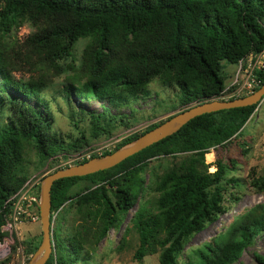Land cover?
<instances>
[{
	"label": "trees",
	"instance_id": "1",
	"mask_svg": "<svg viewBox=\"0 0 264 264\" xmlns=\"http://www.w3.org/2000/svg\"><path fill=\"white\" fill-rule=\"evenodd\" d=\"M24 22L35 30L21 43L20 52L26 55L19 62V48L12 49L5 35ZM82 38L87 43L78 70L86 81L71 86L78 97L118 102L144 93L158 78L164 85L180 89L181 103L186 107L221 96L226 87L224 62L236 64L264 49V0H0V241L2 226L12 211L7 200L29 179L27 149L34 148L44 165L90 145L91 137L85 133L66 141L53 130L52 112L43 96L54 76L76 70L67 60L74 56ZM19 64L30 65L29 70H36L37 77L27 81L17 78L14 72L19 71ZM258 75L262 86L264 69ZM63 94L70 103L68 87ZM257 105L197 116L176 133L110 169L55 181L52 210L75 198L80 210L96 206L103 236L136 204L146 187L143 173L153 158L189 153L155 182L158 210L143 207L134 215L133 223L140 234L136 259L144 264V257L160 246L159 264L237 262L264 233L263 204L241 215L212 243L194 249L184 263L179 257L190 239L225 211L223 182L234 162L217 155L215 161L206 163V155L212 148L225 151L233 140L241 139ZM5 115L6 119L2 118ZM163 121L124 138L102 155ZM90 122L92 137L111 134V123L102 114H91ZM212 165L216 169L211 172L208 167ZM80 181H89V185L72 193ZM253 185L263 193L264 176L256 177ZM60 246L57 257L53 252L46 264H72L78 259L82 244L76 237ZM257 261L264 264V257L257 256Z\"/></svg>",
	"mask_w": 264,
	"mask_h": 264
},
{
	"label": "rangeland",
	"instance_id": "2",
	"mask_svg": "<svg viewBox=\"0 0 264 264\" xmlns=\"http://www.w3.org/2000/svg\"><path fill=\"white\" fill-rule=\"evenodd\" d=\"M35 30L28 22L15 25L11 28L5 40L10 43L12 49L19 48V62H23L25 52L21 50V43ZM87 39H80L74 49V56L67 62L73 63L76 70L68 69L65 73L54 76L52 82L44 90V98L49 102L52 112V127L66 141L75 139L85 133L90 138V145L77 152H73L68 158L61 156L58 161L50 160L42 165L34 148L26 151L29 177H44L62 167L69 165L71 160L84 154L88 159L93 154L102 155L106 150H113L124 138L134 133L142 132L149 125L165 120L170 115L186 108L182 106V94L176 86H166L160 79H153L144 93L137 97L130 95L125 99L113 102L109 99H97L94 97L81 98L76 95L72 85H80L86 78L80 74L78 68L83 59V50ZM16 56V55H15ZM23 57V59H21ZM30 65L20 66L19 71L14 72L17 78L29 80L37 77L36 70H29ZM237 66L224 62L223 74L226 85L231 81ZM0 77V86L2 85ZM69 88L70 103L66 99L65 91ZM197 102H193L195 104ZM73 114L71 111H73ZM91 114H102L106 122L111 123V134H104L94 138L91 135ZM7 115L2 118L6 119ZM241 155V151H245ZM212 152L206 155L205 162L215 161L217 155L224 159L233 160L231 170L224 180L225 202L224 212L218 219L194 235L185 247V251L179 257L180 263L186 261V257L192 254L194 249L202 247L206 243H212L216 236L226 231L243 214L257 204L264 205V192H257L253 185L256 177L264 176V100L258 103L251 119L244 127L243 135L238 141L233 140L225 151L221 147L212 148ZM189 153H176L168 156L161 155L153 158L144 174L146 187L138 197L136 204L126 214L121 216L119 223L111 227L102 236L103 222L99 217L96 206H85L80 210L76 199L68 201L65 206L52 210L54 253L76 237L82 244L78 259L72 264H141L136 259L135 253L140 245V234L133 223V217L143 207L152 211L158 210L156 200L159 193L154 190V184L160 175H163L175 163L186 159ZM214 158V159H213ZM213 159V160H212ZM76 164V163H72ZM216 166L208 167L209 171H215ZM231 179H239L236 182ZM89 181H80L72 190V193L84 191ZM43 240L42 224L40 222L26 221L20 225L18 234L7 241L8 250L0 256V264H28L33 254ZM34 251V253H32ZM161 247L157 246L154 253L144 257V264H159ZM257 256L264 257V233L256 237L255 244L246 248L240 259L232 264H258ZM189 258V257H188Z\"/></svg>",
	"mask_w": 264,
	"mask_h": 264
},
{
	"label": "water",
	"instance_id": "3",
	"mask_svg": "<svg viewBox=\"0 0 264 264\" xmlns=\"http://www.w3.org/2000/svg\"><path fill=\"white\" fill-rule=\"evenodd\" d=\"M263 98L264 84L253 93L235 99H213L191 104L181 111L170 115L156 127L108 154L95 156L47 174L41 181L39 201L43 240L28 264H46L55 249L51 216L52 187L55 181L66 177L86 176L101 170L110 169L128 157L176 133L197 116L223 109L258 104Z\"/></svg>",
	"mask_w": 264,
	"mask_h": 264
},
{
	"label": "built area",
	"instance_id": "4",
	"mask_svg": "<svg viewBox=\"0 0 264 264\" xmlns=\"http://www.w3.org/2000/svg\"><path fill=\"white\" fill-rule=\"evenodd\" d=\"M237 69L233 78L221 93L220 97L215 99H231L248 95L261 87L262 79L258 75V71L264 69V49L257 53H250L246 57L240 59L236 64ZM264 98L260 101L263 102ZM84 154L74 157L69 165L84 160ZM41 177L29 178L23 187L12 195L7 202L12 203V211L9 213L5 224L2 226L4 236L0 241V250L3 255L8 247L7 241L18 234L20 225L26 221L40 222V185ZM53 226V221H52ZM53 228V227H52Z\"/></svg>",
	"mask_w": 264,
	"mask_h": 264
},
{
	"label": "bare ground",
	"instance_id": "5",
	"mask_svg": "<svg viewBox=\"0 0 264 264\" xmlns=\"http://www.w3.org/2000/svg\"><path fill=\"white\" fill-rule=\"evenodd\" d=\"M3 250H0V254H2Z\"/></svg>",
	"mask_w": 264,
	"mask_h": 264
}]
</instances>
